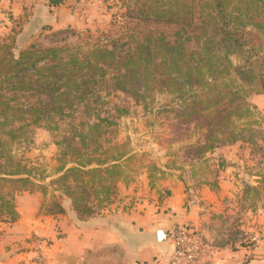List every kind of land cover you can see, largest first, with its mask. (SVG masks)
<instances>
[{
  "label": "trees",
  "instance_id": "obj_1",
  "mask_svg": "<svg viewBox=\"0 0 264 264\" xmlns=\"http://www.w3.org/2000/svg\"><path fill=\"white\" fill-rule=\"evenodd\" d=\"M122 1L123 25L98 37L72 42L78 34L68 27L43 35L48 44L39 36L20 47L16 30L0 36V222L18 218L16 198L26 191L46 197L52 187L45 212L63 213L66 197L81 219L116 202L133 153L116 139V119L127 110L100 113L105 89L144 103L171 96L175 119L202 132L190 145L195 159L247 141L242 133L249 129L237 119L249 113L252 94H264V0ZM38 128L60 132L48 184L34 162L17 154ZM259 175L263 185L264 170ZM260 190L245 185L252 197Z\"/></svg>",
  "mask_w": 264,
  "mask_h": 264
},
{
  "label": "crops",
  "instance_id": "obj_2",
  "mask_svg": "<svg viewBox=\"0 0 264 264\" xmlns=\"http://www.w3.org/2000/svg\"><path fill=\"white\" fill-rule=\"evenodd\" d=\"M79 3L64 0L54 7L48 0H0V36L17 30L19 46L26 47L39 32L75 27ZM248 101L264 115V94ZM217 153L221 170L211 171L214 180L200 182L198 191L189 188L190 179L166 174L157 190L143 193L141 203L129 211L116 206L122 195H130L132 185L124 182L117 185L116 202L84 219L66 197L60 200L65 211L53 215L45 212L40 192L18 194V218L0 222V264H167L172 252L167 232L177 225L201 232L214 249L216 264H235L246 255L247 264H264V198L245 191L246 184L261 185L262 176L250 174L254 155L242 141L205 157ZM159 232L166 237L161 240ZM250 235L260 236L257 250L246 241ZM37 239H46L48 246L38 249Z\"/></svg>",
  "mask_w": 264,
  "mask_h": 264
},
{
  "label": "rangeland",
  "instance_id": "obj_3",
  "mask_svg": "<svg viewBox=\"0 0 264 264\" xmlns=\"http://www.w3.org/2000/svg\"><path fill=\"white\" fill-rule=\"evenodd\" d=\"M78 1L80 3L75 6L80 14L75 27L67 26L56 30L50 28L39 32L33 41L40 36L43 43L48 44L49 41L43 39V35H50L54 31L69 27L78 34L70 38L72 42H75L78 36L81 38L88 35L98 37L102 33L113 32L123 25L127 10L122 0ZM261 43L259 56L263 57L264 38ZM103 96L107 101L100 112L103 116L112 115L114 107L127 110L125 114L116 119V139L119 142H128L133 153V158L126 168L127 177L122 181L132 185L130 195H122L116 203V206L123 211L136 208L141 203L140 196L143 193L150 194L151 191H156L159 179L166 174H176L190 179L189 188L198 191L200 182L214 180L211 177V171L221 170L218 169V163H216L220 156L219 153L214 156L209 154L205 159H195L194 150L190 148V145L197 143L198 139L201 140L202 132L193 130L192 126H184L175 119V112L170 104L173 99L171 96L160 93L155 96L154 100L145 103L137 102L131 96L121 92L109 93L108 89L103 91ZM248 103L249 113L240 116L237 124L241 128L249 129L242 133L249 142L243 143L246 144L247 152L254 155L255 164L253 166L250 163L253 168L250 174L258 176L264 170V115H258L256 107L249 101ZM68 123V120L64 121L61 126L65 128ZM59 134L60 132L52 133L44 128H38L33 134L31 145L17 148L18 155L23 154L47 175L43 184H48L55 177L58 156L55 141L60 138ZM260 187L259 194H262L264 198V184ZM52 194V187H50L48 195L44 196L46 204L52 200Z\"/></svg>",
  "mask_w": 264,
  "mask_h": 264
},
{
  "label": "built area",
  "instance_id": "obj_4",
  "mask_svg": "<svg viewBox=\"0 0 264 264\" xmlns=\"http://www.w3.org/2000/svg\"><path fill=\"white\" fill-rule=\"evenodd\" d=\"M172 244V252L167 257V264H216L213 247L206 242L201 232L188 225H177L167 232ZM251 250L260 247V236L250 235L246 239ZM46 239H37L36 246L43 249L48 246ZM249 256L236 260L235 264H247Z\"/></svg>",
  "mask_w": 264,
  "mask_h": 264
},
{
  "label": "water",
  "instance_id": "obj_5",
  "mask_svg": "<svg viewBox=\"0 0 264 264\" xmlns=\"http://www.w3.org/2000/svg\"><path fill=\"white\" fill-rule=\"evenodd\" d=\"M158 236L162 240L166 237V232H159Z\"/></svg>",
  "mask_w": 264,
  "mask_h": 264
}]
</instances>
